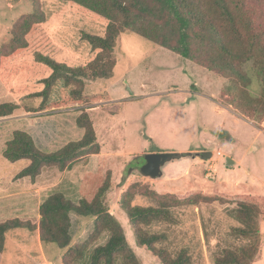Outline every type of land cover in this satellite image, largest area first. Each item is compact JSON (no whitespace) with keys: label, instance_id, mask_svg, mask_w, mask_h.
<instances>
[{"label":"rangeland","instance_id":"1","mask_svg":"<svg viewBox=\"0 0 264 264\" xmlns=\"http://www.w3.org/2000/svg\"><path fill=\"white\" fill-rule=\"evenodd\" d=\"M40 7L47 16L46 23L29 38V48L7 60L0 71V104L20 107L12 116L0 118V221L20 218L37 223L40 205L55 193L75 204L91 199L110 171L111 187L105 204L121 222L142 264L161 263L138 247L127 214L120 207L122 193L136 182L148 184L159 193H201L224 200L174 208L175 224L150 228L152 233L166 236L163 248L172 252L188 249L192 264H215L225 249L247 246V239L233 235L234 229L242 228L235 218L237 202L258 205L263 211L258 220L262 242L253 264H264V119L252 121L219 102L225 79L130 31L118 39L114 77L87 82L88 103L63 106L69 89L58 83L42 104L43 99L33 94L44 89L43 80L51 70L35 60L36 54L68 67L86 65L96 52L83 40V34L103 36L108 21L62 0H40ZM33 10L30 0H0V46L10 39L14 23ZM250 75L258 94V79L253 72ZM44 104L47 109L38 111ZM108 104H121L116 115H111L116 113L114 109L105 108L110 114L103 111ZM84 110L93 120L100 154L64 172L49 168L34 181L17 179L29 161L11 163L3 157L13 132L28 129L40 150L56 152L82 139L84 130L76 119ZM207 152L214 155L205 160ZM153 153H181L186 157L168 163L164 177L150 180L141 174V168L146 156ZM227 157L235 164L227 167ZM133 204L157 206L154 200L141 196ZM71 217V246L83 244L94 231V219ZM107 240L105 235L93 243L87 255ZM66 251L42 242L38 230L16 229L6 235L0 264H63Z\"/></svg>","mask_w":264,"mask_h":264},{"label":"trees","instance_id":"2","mask_svg":"<svg viewBox=\"0 0 264 264\" xmlns=\"http://www.w3.org/2000/svg\"><path fill=\"white\" fill-rule=\"evenodd\" d=\"M30 1L34 5L33 12L14 23L9 31L10 39L0 46V71L7 60L29 48V38L47 21L40 0ZM62 1L89 10L107 20L108 24L103 36L83 34V40L96 52L94 59L86 65L68 67L49 56L36 54L35 60L51 70V75L43 80L44 89L33 94V97L43 99L42 104L49 100L58 83L69 89L63 106L88 103L87 82L107 81L114 77L118 63L115 53L118 39L130 31L225 79L227 83L218 97L219 102L235 108L252 121L264 119V0ZM250 72L258 79V94H255ZM106 101H111V98ZM120 106L108 104L103 111L110 114L106 109H114L116 113L111 114L114 116ZM18 109V104H0V118L12 116ZM46 109L44 104L38 111ZM76 124L84 130L82 139L69 142L51 153L40 150L29 132L15 130L6 144L3 157L11 163L29 161L17 179L34 181L49 168L64 172L81 160L100 154L101 145L94 123L86 110L77 117ZM176 155L178 158L186 157L181 153ZM110 187L109 171L91 199L83 198L75 204L63 194L55 193L40 205L37 223L20 218L0 221V254L4 251L6 235L10 231L27 229L38 230L42 242L55 244L61 250L67 249L62 256L63 264H142L130 246L121 222L105 204V194ZM138 196L154 200L157 206L134 205L133 201ZM216 201L224 200L201 193H159L148 184L136 182L122 193L120 207L127 214L138 247L149 251L161 264H192L188 249L172 252L163 248L161 244L166 236L152 233L150 228L155 224H175L178 219L172 213L174 208ZM73 214L92 217L94 231L85 243L71 246ZM262 215L258 205L237 202L235 218L242 228L234 229L233 235L247 239L249 244L235 250L225 249L223 255L216 258L215 264H253L256 261L262 242L258 222ZM105 235L108 237L106 243L94 247L87 255L89 247Z\"/></svg>","mask_w":264,"mask_h":264},{"label":"water","instance_id":"3","mask_svg":"<svg viewBox=\"0 0 264 264\" xmlns=\"http://www.w3.org/2000/svg\"><path fill=\"white\" fill-rule=\"evenodd\" d=\"M177 153H153L146 156V162L141 168V174L150 180H157L164 177L163 169L165 166L175 160H181L184 157L178 158ZM213 152H207L204 159L211 158ZM195 159V157H194ZM226 166L230 167L235 164L234 160L230 157L226 158Z\"/></svg>","mask_w":264,"mask_h":264},{"label":"crops","instance_id":"4","mask_svg":"<svg viewBox=\"0 0 264 264\" xmlns=\"http://www.w3.org/2000/svg\"><path fill=\"white\" fill-rule=\"evenodd\" d=\"M29 120V119H28ZM31 125V124H30ZM28 132V129H25ZM30 133V132H29Z\"/></svg>","mask_w":264,"mask_h":264},{"label":"built area","instance_id":"5","mask_svg":"<svg viewBox=\"0 0 264 264\" xmlns=\"http://www.w3.org/2000/svg\"><path fill=\"white\" fill-rule=\"evenodd\" d=\"M221 154V153H220Z\"/></svg>","mask_w":264,"mask_h":264}]
</instances>
